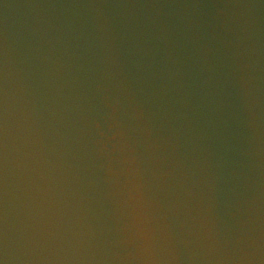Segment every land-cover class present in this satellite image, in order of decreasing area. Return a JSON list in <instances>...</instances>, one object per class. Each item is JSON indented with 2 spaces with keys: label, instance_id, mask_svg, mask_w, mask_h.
Returning a JSON list of instances; mask_svg holds the SVG:
<instances>
[{
  "label": "water",
  "instance_id": "water-1",
  "mask_svg": "<svg viewBox=\"0 0 264 264\" xmlns=\"http://www.w3.org/2000/svg\"><path fill=\"white\" fill-rule=\"evenodd\" d=\"M0 264H264V0H0Z\"/></svg>",
  "mask_w": 264,
  "mask_h": 264
}]
</instances>
